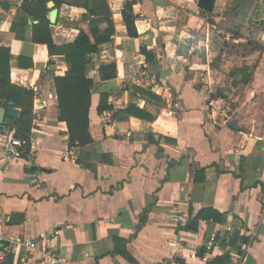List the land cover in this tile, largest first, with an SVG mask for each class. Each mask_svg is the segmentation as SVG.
Returning a JSON list of instances; mask_svg holds the SVG:
<instances>
[{
	"label": "crops",
	"instance_id": "1",
	"mask_svg": "<svg viewBox=\"0 0 264 264\" xmlns=\"http://www.w3.org/2000/svg\"><path fill=\"white\" fill-rule=\"evenodd\" d=\"M25 1L45 3L48 19L55 4L59 47L88 31L93 18L88 0H0L11 82L34 91L31 152L7 158L0 149V264H184L183 254L203 255L214 234L219 250L209 264H245L249 256L264 264V138L245 134L240 123L232 128L230 119L219 122L211 109L192 57L202 18L171 0H101L114 33L86 67L94 80L93 142L69 148L55 85L68 65L32 41L39 21L23 10ZM127 1L134 2L138 37L123 20ZM111 63L117 77L102 80L100 68ZM102 95L112 109L99 110ZM13 121L5 116L2 126ZM204 209L217 214L196 219ZM218 223L233 231L218 232ZM31 240L41 241L38 249L26 246ZM49 245L60 261L43 256Z\"/></svg>",
	"mask_w": 264,
	"mask_h": 264
},
{
	"label": "rangeland",
	"instance_id": "2",
	"mask_svg": "<svg viewBox=\"0 0 264 264\" xmlns=\"http://www.w3.org/2000/svg\"><path fill=\"white\" fill-rule=\"evenodd\" d=\"M198 1L171 0L202 18L192 57L211 109L219 122L235 120L245 134L264 138V0H216L212 12Z\"/></svg>",
	"mask_w": 264,
	"mask_h": 264
},
{
	"label": "trees",
	"instance_id": "3",
	"mask_svg": "<svg viewBox=\"0 0 264 264\" xmlns=\"http://www.w3.org/2000/svg\"><path fill=\"white\" fill-rule=\"evenodd\" d=\"M133 4V1H127L122 14L128 35L138 37ZM85 7L93 17L89 22V30H81L72 43L61 47L57 46L53 40L46 4L25 1L22 7L27 14L39 21L38 24H34L32 27V41L47 45L50 57L55 54H63L68 65L66 74L55 78V85L58 97V119L67 124L69 148L85 147L93 142V136L90 132L89 111L92 105L94 80L87 76L86 67L91 63L93 55L100 51V47L112 41L114 33L113 21L109 18L110 13L101 0H88ZM102 22H108L109 24V28L105 31H101L99 28ZM142 51L149 60L153 59L152 52L147 51L144 47ZM10 61L11 50L7 47H0V106H8L10 102H14L21 108V114L18 119H14L11 128L15 129L16 137L30 140L34 91L11 82ZM49 63H51V60ZM100 74L102 80L117 77L116 64L111 63L102 66ZM216 97L213 94L211 98L216 99ZM106 98V95H102L99 110L112 109L107 104ZM208 212L217 214L213 209H204L197 215L196 219L205 218ZM188 228L195 229L192 225H189ZM116 252L132 260L125 245H117ZM225 261L216 258L211 264H223Z\"/></svg>",
	"mask_w": 264,
	"mask_h": 264
},
{
	"label": "built area",
	"instance_id": "4",
	"mask_svg": "<svg viewBox=\"0 0 264 264\" xmlns=\"http://www.w3.org/2000/svg\"><path fill=\"white\" fill-rule=\"evenodd\" d=\"M33 144L30 140L22 139L16 137V131L15 129L11 127H4L0 124V149L2 152L7 156V158H21L24 154L31 152ZM64 157L67 158V154H64ZM217 231L218 232H227L230 233L233 231V227L227 223H218L217 224ZM44 238V235H42ZM56 234H53L52 237L54 238ZM5 239L4 232L0 228V243ZM41 241H28L26 242V246L30 249H38L39 244ZM8 250V248H5ZM207 252L204 253L201 256H196L194 254H190L186 256L183 254L185 263L184 264H209L210 258L212 255L216 254L219 250V244L217 242V235L214 234L210 238V243L207 246ZM184 250V248H181V252ZM43 256L55 261H60V254L57 250L52 248V246H47L44 248ZM175 264H182V263H175ZM237 264V263H236Z\"/></svg>",
	"mask_w": 264,
	"mask_h": 264
},
{
	"label": "water",
	"instance_id": "5",
	"mask_svg": "<svg viewBox=\"0 0 264 264\" xmlns=\"http://www.w3.org/2000/svg\"><path fill=\"white\" fill-rule=\"evenodd\" d=\"M215 4H216V0H199L198 1L199 7L207 12H212L214 10ZM49 5L51 7V11L49 14L50 23L56 24L59 11L55 7V4L53 2H50ZM5 116L12 118V119L19 118L20 110L16 107V104L14 102H10L8 105V108L6 110H3L2 113H0V124L1 125L4 121ZM229 126L235 129H239L238 122L235 120H232L231 122H229ZM245 264H257V263L252 256H249Z\"/></svg>",
	"mask_w": 264,
	"mask_h": 264
}]
</instances>
